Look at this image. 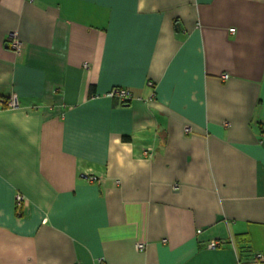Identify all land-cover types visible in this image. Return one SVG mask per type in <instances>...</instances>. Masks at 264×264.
<instances>
[{
	"label": "crops",
	"instance_id": "crops-1",
	"mask_svg": "<svg viewBox=\"0 0 264 264\" xmlns=\"http://www.w3.org/2000/svg\"><path fill=\"white\" fill-rule=\"evenodd\" d=\"M115 88L130 99L108 97ZM253 253L264 254V0H0V264Z\"/></svg>",
	"mask_w": 264,
	"mask_h": 264
},
{
	"label": "built area",
	"instance_id": "built-area-1",
	"mask_svg": "<svg viewBox=\"0 0 264 264\" xmlns=\"http://www.w3.org/2000/svg\"><path fill=\"white\" fill-rule=\"evenodd\" d=\"M229 32H233V29H229ZM7 45L14 50L15 53L19 54L21 51V42L17 39L16 35L13 33H10L6 39ZM221 80H226L228 76L226 74L221 75ZM108 97L110 98H117L119 101L125 103L127 100L130 99V94L127 89H121V88H115L108 92ZM5 106L8 108H14L17 106V101L15 97L9 98L7 101L4 102ZM186 132H189V129H185ZM150 149L143 150L142 154L143 156H147L150 154ZM88 181L98 182L97 179L94 176H89ZM17 203H20L22 201V198L17 196L16 197ZM222 242L220 241H211L208 243L207 247L210 249L216 248L221 245ZM136 248L138 250H142L144 248V245L141 243H138L136 245ZM249 264H264V254L261 253H253L248 261Z\"/></svg>",
	"mask_w": 264,
	"mask_h": 264
}]
</instances>
